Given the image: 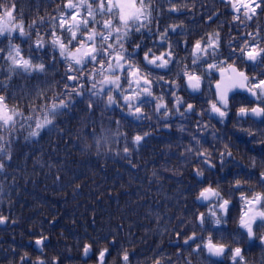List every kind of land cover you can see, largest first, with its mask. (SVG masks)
Masks as SVG:
<instances>
[{
  "label": "trees",
  "instance_id": "16d2710c",
  "mask_svg": "<svg viewBox=\"0 0 264 264\" xmlns=\"http://www.w3.org/2000/svg\"><path fill=\"white\" fill-rule=\"evenodd\" d=\"M183 1L190 5L183 8L189 15H218V20L209 22L203 30L206 34L213 30L221 32L220 49L230 46V37L225 32L230 23L229 16L235 10L229 0ZM174 2L181 4V0ZM59 5L60 0H0V25L23 23L31 40L14 33L11 42L20 45L22 53L27 56L29 45L34 48L38 34L45 40L50 38L46 33L52 31V18L60 15ZM155 5L158 10L153 15H169L168 0H156ZM5 10L13 12L10 21L4 15ZM108 16V13L97 15V20ZM93 26L101 28V25ZM58 32L67 37L65 30L58 29ZM201 38L207 41V38L195 35L187 36L185 40L192 45ZM245 41L240 38L239 46ZM7 44L8 41L0 37V47L7 48ZM34 55L46 65L55 63V71L46 77L37 73L30 77L13 75L9 81L5 75L8 62L0 59V81L8 84V89L0 95L6 97L9 108H17L24 117L10 126L0 125V217L6 218L9 224L14 223L11 228L0 229V256L3 258L14 248L18 224L19 235L25 239L40 234L49 236L57 244L67 240L70 231V240L79 244L84 240V232L96 229L103 213L101 208L109 209L104 212L109 215L131 212L135 217V228L153 234L162 233L163 237L168 229L187 224L189 214L182 210V206L188 204L168 194L175 190L176 181L163 179L164 176L175 177L182 166L186 170V179L193 167L190 155L193 152L187 149L186 156H181L174 127L171 133L164 131L166 125H170L171 117L179 114L172 105L181 93L175 92L174 95L170 91L171 95H168L162 80H153L155 96L164 98L171 115L164 118L163 110L156 112L154 109L159 101L143 97V113L149 119H137L122 103L110 108H105L103 102L93 103L89 108L86 99L74 97L75 103L52 119L54 127L41 128L39 135L33 138L31 133L37 131L33 121L50 106V98L64 90L62 77L66 67L63 58L59 57L58 51L52 50L51 45L35 50ZM131 56L137 58L136 54ZM191 61L186 57L184 64L191 65ZM92 67L88 65V68ZM143 70L164 79L171 74V70L167 73L154 68L143 67ZM173 76L181 79L177 73ZM12 96L15 99L10 98ZM144 133L148 135L140 144H133L134 136H143ZM125 147L129 149L127 153ZM131 175L133 179H130ZM187 200L193 204L192 199ZM231 200L234 207L241 206L239 198ZM52 222L56 223L51 226ZM247 257L261 258V254L254 249Z\"/></svg>",
  "mask_w": 264,
  "mask_h": 264
},
{
  "label": "snow or ice",
  "instance_id": "6c2138e0",
  "mask_svg": "<svg viewBox=\"0 0 264 264\" xmlns=\"http://www.w3.org/2000/svg\"><path fill=\"white\" fill-rule=\"evenodd\" d=\"M168 2L170 5L169 11H180L186 8V6L177 7L180 4L175 3L174 0H168ZM229 4L237 13H240L243 9V16L247 20H252L253 16L257 15L258 9L261 10V13H264V0H229ZM59 7L60 15L58 18H52V31L46 33L50 38L45 40L44 36L38 34L34 41V48L32 44L29 45L27 56L22 53L20 45L11 42L14 33L21 38L31 40L30 35L25 34L23 23L9 24L8 26L0 25V37L8 41L7 48L0 47V59H6L8 62L5 75L9 81L13 75L30 77L31 74L37 73L46 77L49 72H54L55 63L46 65L42 59L34 55L35 50H42L46 45H51L53 51H58L59 57L63 58L66 65L62 77L65 81L64 90L50 98L48 103L50 106L44 108L42 115L33 121L37 129V131L31 133L33 138L39 135L41 128L54 127L52 119L69 109L75 103L74 97L86 99L89 102V108L92 107L93 103L103 102L105 108L122 103L129 114L135 115L137 119L150 118L143 113L145 104L143 97L155 98L160 101L154 105L155 111L161 112L163 110L164 118L171 115L169 104L161 100L160 97L155 96L153 92L154 82L149 78L150 71L143 70L141 64H137L132 56L127 55L129 52L128 47L123 49V53L117 51V48L122 46L120 27L123 26L125 33H127L129 27L135 21L136 27L132 28L131 31L143 28L145 15L151 17L155 10L151 0H60ZM105 13L109 14L108 17L114 16L115 20H97V15L103 16ZM4 15L10 21L13 12L5 10ZM232 19L239 21L241 17L236 15ZM94 24L101 25L102 30L93 26ZM113 24L117 25L115 31H112ZM31 27L32 25H29V28ZM179 27H181V24H171L166 28L177 30ZM58 29L65 30L67 37L65 38L62 32H58ZM98 32L99 35H97ZM165 35H168V33H165ZM246 35L250 39L245 41L243 47L239 46V52L244 59L253 63L258 62L262 70L260 74L250 75L240 70L238 65L231 59H214L211 61L199 59L200 53H203L204 56L208 55L209 48L213 50L214 55H219L215 52L218 47L215 42L209 44L201 39L195 40L191 46V54L194 57L191 65H196V70L189 71L191 65H185L177 73V76L182 74L186 78L187 87L193 91H199L202 86H205V81H207L206 86L211 90L214 82L215 98L210 103L208 111L216 114L222 121L227 118L230 111V95H234L237 90H244L249 93L254 98L253 103L256 105L253 107L240 106L237 110V116L240 118L247 116L264 118V46H262L264 45V36L260 37L259 40L257 39V36L260 35L259 30L255 35L253 33H247ZM161 39H163V36ZM124 42L128 43V39ZM130 47L135 52L136 49L141 48V44L133 43ZM5 52L6 56L4 55ZM170 57L174 59V54L170 50L159 56L151 55L145 51L143 60H147L148 63L153 65H168ZM198 60L199 62H197ZM89 64L93 67L88 68ZM203 64H206L207 67L203 69V74H201L200 70ZM105 72H107V75L104 74ZM68 81L71 83L69 84ZM168 82L175 83V81ZM7 89L8 84L0 81V92ZM10 98L15 99V96ZM148 103H151V100H148ZM183 104L182 97L176 98L172 108H175L181 116L195 111V105L187 103L184 105V111L180 112V107ZM199 114L204 115L203 112ZM23 119V115L17 108H9L6 97L0 95V125L10 126L16 120ZM28 119L31 120L32 118L28 117ZM166 126L170 127V125ZM180 131H183V129L181 128ZM252 134L249 132V135ZM147 135L148 133H144L143 136H134L135 145L138 146ZM197 144H200L199 140H197ZM224 147L227 155H232V152L228 150V146L225 145ZM124 151L128 152L129 149L125 147ZM188 151L193 152L196 156L205 157L203 162L215 167L211 163L207 150L201 151L189 146ZM253 166H255V161H253ZM195 171L199 177L204 176V171L200 169H195ZM260 178L264 180V171H261ZM261 187L264 188V185ZM234 188L241 190L239 197L241 208L234 218L237 224L235 232L229 231L226 227L230 219H233L231 216L233 202L231 199L225 198L219 190V185L213 187L208 184L198 192L197 199L208 203L204 205L206 212L194 213L195 219L191 222L192 234L183 241L184 245H187L190 250L189 255L195 253L200 256L202 253L207 252L209 258H226L230 259L232 264H248L244 250L239 246H235L239 243L237 237L240 240L247 239L251 241L250 246H255V240L259 239L261 241L259 247L264 251V235L259 237L256 235L258 231H264V190L255 191L253 189L251 194L245 193L242 188V181L239 179L235 180ZM5 220L6 218L0 217V223H4ZM207 225H211L216 230V237L219 239H216L213 235H204L205 232L211 231ZM36 244L40 246L43 241L37 240ZM88 252L89 246H85L84 254L87 255ZM104 255L105 252L101 251L99 255L100 264H103ZM123 261L124 264H128L129 256L127 252L123 255ZM209 264H212L211 260Z\"/></svg>",
  "mask_w": 264,
  "mask_h": 264
},
{
  "label": "flooded vegetation",
  "instance_id": "af4514ba",
  "mask_svg": "<svg viewBox=\"0 0 264 264\" xmlns=\"http://www.w3.org/2000/svg\"><path fill=\"white\" fill-rule=\"evenodd\" d=\"M181 4H184L183 0H181ZM153 7L155 9L154 13H156L158 7L155 4ZM243 18L244 16L241 19ZM215 19L216 17L210 13L203 17L200 15H153V21L150 25L151 31L142 28L140 32H136L133 29L131 32L132 40L128 43L129 46L133 43L141 44V48L135 50V52L132 51L131 47L129 48L132 54L137 56L133 59L140 62L147 69H153L154 67L147 65L143 60L144 52L149 48H153L156 54H160L162 51H168L169 43H171L174 47V59H172V63L168 68V70H171V74L169 73L162 80L164 90L166 89L165 92L168 95L175 92L181 93L184 104L181 105L180 112L184 111V105L187 103L195 105V111L193 112L185 113L184 116L180 114L172 116L170 127L165 128L167 132L171 133L168 128L172 130V127H174V134L178 140L177 146L181 148V156L185 157L189 146H193L201 151L207 150L211 163L215 165V167H211L208 163L203 162L205 157L191 153L193 167L189 170V176L186 179L184 166L179 168L180 173L175 177H163L165 180L174 179L176 181L175 190L169 191L168 194L179 197L182 199L183 204H188V206H182V210L189 214V222L187 224L182 223L176 229H168L165 232L166 237H163L162 233L153 234L135 228V217L131 212L123 211L122 215L117 213L109 215L104 213L109 209L101 208L100 210L103 213L99 217L96 229L84 232V240L79 244L70 240L72 235L70 231L67 232L69 234L67 235L68 239L57 244L55 241L52 242L49 236L40 234L25 239L19 235L18 224L15 246L10 254L3 258L0 256V264H41V262L42 264H100L99 255L101 251L105 252L103 264H124L123 255L125 252L129 256L128 264H157V262L158 264H209L210 260L212 264H232L230 259L209 258L207 252L202 253L200 256L195 253L189 255L190 250L183 243L187 236L192 234L191 222L195 219L194 213L206 212L205 206H201L197 202L198 192L202 187H206L208 184L213 187L219 185L221 193L229 199L240 197L241 190L234 188V182L237 179L242 181V188L245 193L251 194L253 189L255 191L264 190L261 187L264 185V180L260 178L261 171H264V118L252 116L240 118L237 116V110L240 106H256L253 103L254 98L244 94L230 95V111L227 118L222 121L216 114L208 111L210 103L215 98L214 82L211 90H209L206 86L207 81H205V86L201 87L202 94L192 96L187 92L186 78L182 74L179 76L181 79L173 76L185 66L187 52L191 59H194L190 54L192 52L190 42L184 40L185 37L194 35L195 37H207L203 30L204 26L208 27L209 22L214 23ZM231 21L232 26L231 28L228 27L226 35L237 39L231 43L235 46L225 49L228 54L227 59L234 61L240 70L250 75L260 74L262 70L244 59L236 45L239 43V38H250L246 35L247 33L255 35L259 30V36H264V13H261V10L258 9L257 15L253 16V19L247 21L246 24H242L240 20L232 19ZM181 23L183 26L177 28L175 32L169 29L166 42L159 41V34L168 25ZM239 27L243 29L240 30ZM219 58L216 57V59ZM180 61L181 66L179 65ZM156 70L161 71V69ZM168 70L162 71L167 73ZM200 71L202 74V67ZM168 81H175V83ZM177 83L180 88H175ZM170 91H172L171 94ZM200 112H203L204 115L201 116ZM181 128L183 131H180ZM249 132L253 134L249 135ZM197 140L200 141V144H197ZM225 145L228 146V150L232 152V155H227ZM253 161H255V166H253ZM195 169L204 171V176L194 175L196 173ZM133 178L134 176L131 175L130 179ZM186 199H192L193 204L189 200L186 201ZM240 208L241 206H231L233 219H230L226 226L229 231L235 232L237 230L234 218ZM207 227L211 231L205 232L204 235H213L216 239H219L216 237V230L211 225H207ZM256 235L257 237L262 236L264 231H258ZM237 239L239 243L235 246H239L244 250L248 264H264V256L262 255L264 251L259 247L261 242L259 239L255 240V246H250L252 242L247 239L240 240L239 237ZM37 240H42L43 244L38 246L36 244ZM85 246H89L87 255L84 254ZM254 249L258 251L259 255L261 254V258L247 257L249 252Z\"/></svg>",
  "mask_w": 264,
  "mask_h": 264
},
{
  "label": "clouds",
  "instance_id": "9594fccd",
  "mask_svg": "<svg viewBox=\"0 0 264 264\" xmlns=\"http://www.w3.org/2000/svg\"><path fill=\"white\" fill-rule=\"evenodd\" d=\"M151 2H152V5L156 4V0H151ZM185 6H186V7H190V5H188V4H180V5H177V7H181V8H182V7H185ZM146 13H147V9H146ZM103 19H112V20H115V17H114V16H113V17H104ZM144 19H145V24L143 25V28H144V29H148L149 31H151L150 25L152 24V21H153V14H152L151 17H149V16L146 14L145 17H144ZM240 21H241L242 24H246L247 21H249V20H247L246 18H243V19H241ZM21 23H22V22H21ZM33 23H35V21H33ZM182 26H183V25H182V23H181V27H182ZM116 27H117V25L113 24L112 31H115V28H116ZM134 27H136V22H135V21H134L133 24L129 27L127 33H125V28H124L123 26L120 27V31H121V33H122V35H121V37H120V39H121V41H122V46H121V48H117V51H118V52L123 53V49H126V48H127V43L124 42V41L127 40V39H130V37H131V32H132L131 29L134 28ZM141 29H142V28H141ZM141 29H138L136 32H140ZM169 29H170L171 31H173V32L176 31V30L171 29V28H165L164 32H161V33L159 34V36H158L159 41H161V42H166V41H167V35H165V33H168ZM25 34L29 35V33L26 32V31H25ZM109 34H110V33H109ZM97 35H99V32L97 33ZM162 36H163V39H161ZM207 37H208V38H207V41H206L207 43L211 44V43L215 42V43L218 45V47L215 49V52H216L217 54H219V49H220V46H219V45H221V34H220L218 31L213 30L212 32H210V33L207 34ZM201 40H203V38H201ZM228 44L231 45V39L228 40ZM244 44H245V42L242 43L241 47H243ZM101 46H102V45H101ZM262 46H264V45H262ZM168 47H169V50L174 54V47H173V45H172L171 43H169V46H168ZM136 50H137V49H136ZM169 50H168V51H169ZM147 52H148L149 54H151V55L159 56V55H162V54L166 53L167 51H162L160 54H156V51H155L153 48H149V49L147 50ZM217 56H218V55H214V54H213V50H212L211 48H209V50H208V55H207V56H204L203 53H200L199 59H203V60L211 61V60L216 59ZM205 58H207V59H205ZM172 59H173V57H170V58H169V64H168V65H163V64H156V65H153V64L148 63L147 60H145V62H146L147 65L152 66V67H154V68H156V69L168 70L170 64L172 63ZM135 62H136L137 64H139L138 61H135ZM197 62H199V60H198ZM113 67H115V65H113ZM201 67H202V69H204V68L207 67V65H206V64H203V65H201ZM182 68H183V67H182ZM188 70H189V71H195L196 69H194V68H190V69H188ZM104 74L107 75V72H105ZM202 74H203V73H202ZM149 77H150V79H151L152 81H153V80H163V79H164L163 76H153V75H151V74H150ZM98 79H100V78L98 77ZM113 79H115V77H113ZM177 87H179V84H178V83H177ZM141 95H143V93H141ZM174 95H175V93H174ZM160 98H161V100H164L163 97H160ZM176 98H179V96H176ZM159 102H160V101H159ZM159 102H158V103H159ZM133 144H135L134 141H133ZM126 153H127V152H126Z\"/></svg>",
  "mask_w": 264,
  "mask_h": 264
},
{
  "label": "water",
  "instance_id": "95a60500",
  "mask_svg": "<svg viewBox=\"0 0 264 264\" xmlns=\"http://www.w3.org/2000/svg\"><path fill=\"white\" fill-rule=\"evenodd\" d=\"M189 90H190V92H191L192 94H198V93H200V90H199V91H193L191 88H189ZM236 92H241V93H245V94H247V95H250L249 93L245 92L244 90H237ZM199 202H200L201 204H206V203H207V202H203V201H200V200H199ZM6 224H7L6 221H5L4 223H0V228L5 227Z\"/></svg>",
  "mask_w": 264,
  "mask_h": 264
},
{
  "label": "bare ground",
  "instance_id": "6f19581e",
  "mask_svg": "<svg viewBox=\"0 0 264 264\" xmlns=\"http://www.w3.org/2000/svg\"><path fill=\"white\" fill-rule=\"evenodd\" d=\"M130 40H132V39L130 38Z\"/></svg>",
  "mask_w": 264,
  "mask_h": 264
}]
</instances>
